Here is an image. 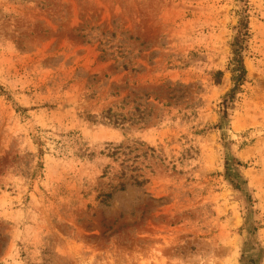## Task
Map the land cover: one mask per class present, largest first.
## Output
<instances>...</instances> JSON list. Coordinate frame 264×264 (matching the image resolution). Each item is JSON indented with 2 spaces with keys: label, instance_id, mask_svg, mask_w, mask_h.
Returning <instances> with one entry per match:
<instances>
[{
  "label": "rangeland",
  "instance_id": "1",
  "mask_svg": "<svg viewBox=\"0 0 264 264\" xmlns=\"http://www.w3.org/2000/svg\"><path fill=\"white\" fill-rule=\"evenodd\" d=\"M0 264H264V0H0Z\"/></svg>",
  "mask_w": 264,
  "mask_h": 264
},
{
  "label": "trees",
  "instance_id": "2",
  "mask_svg": "<svg viewBox=\"0 0 264 264\" xmlns=\"http://www.w3.org/2000/svg\"><path fill=\"white\" fill-rule=\"evenodd\" d=\"M247 35V21L245 18L239 20L238 25L236 26V32L233 36V39L230 43L231 45V58L229 60L228 69L231 73V81L232 87L223 97V101L221 103L223 116L226 114L227 105L235 96L236 91L239 86L245 79V67L243 63V41ZM217 74H220L218 71ZM239 164V162H236ZM235 187H239V183L233 182Z\"/></svg>",
  "mask_w": 264,
  "mask_h": 264
}]
</instances>
